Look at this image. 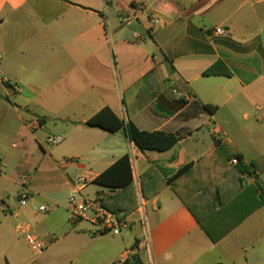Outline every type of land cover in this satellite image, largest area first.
<instances>
[{
	"label": "crops",
	"instance_id": "0c3cea01",
	"mask_svg": "<svg viewBox=\"0 0 264 264\" xmlns=\"http://www.w3.org/2000/svg\"><path fill=\"white\" fill-rule=\"evenodd\" d=\"M218 28L227 36L215 35ZM219 61L232 76L205 77ZM106 107L139 130L180 141L142 152L124 132L86 126ZM54 135L77 163L61 164L48 143ZM234 154L254 164L252 174L236 170ZM125 155L138 193L151 167L166 182L145 199L147 227L137 192L120 235L71 225L66 195L107 201L116 192L94 180ZM11 166L19 173L7 175ZM19 176L26 206L6 194ZM81 176L88 183L78 192ZM261 189L264 0H0V264H40L48 252L67 264H124L133 255L143 264H264ZM194 213L221 231L241 222L213 243ZM22 222L50 244L43 255L17 232ZM55 230L66 234L58 239Z\"/></svg>",
	"mask_w": 264,
	"mask_h": 264
},
{
	"label": "trees",
	"instance_id": "16d2710c",
	"mask_svg": "<svg viewBox=\"0 0 264 264\" xmlns=\"http://www.w3.org/2000/svg\"><path fill=\"white\" fill-rule=\"evenodd\" d=\"M205 77L224 76L231 77L232 73L223 61H219L210 67L204 73ZM42 122V119H40ZM86 126L90 128H98L109 133L124 132L128 139L142 152L154 151V152H166L172 149L178 144L180 138L175 134L156 131L147 132L139 130L132 122L118 118L109 108H104L95 116H93ZM232 156V154H231ZM239 160V164L236 165V170L240 174H252L251 166H246L242 158L239 155L234 154ZM189 166L183 167L176 175L175 178L181 176L188 170ZM94 183L100 187L115 191L116 194L109 197L107 201L104 200V205L109 210H112L118 214L124 213L129 215L136 206V188L133 178V167L131 157L125 155L115 162L111 167L100 174ZM166 184L162 176L156 170L151 167L146 173L140 177V189L141 195L144 199H149L156 195ZM264 193L263 189H261ZM264 205V195L261 196L256 208H260ZM200 227L205 231L207 236L213 243L219 242L224 238L232 229H234L241 221L235 223L223 231L217 223L206 224L201 218L195 215ZM124 264H143L138 255H133L130 262Z\"/></svg>",
	"mask_w": 264,
	"mask_h": 264
},
{
	"label": "built area",
	"instance_id": "2783aa9c",
	"mask_svg": "<svg viewBox=\"0 0 264 264\" xmlns=\"http://www.w3.org/2000/svg\"><path fill=\"white\" fill-rule=\"evenodd\" d=\"M158 23V20H156ZM214 34L221 37H226L227 32L223 28H218L214 31ZM182 98V96L179 94ZM123 118L126 120L125 113L123 112ZM64 142V138L59 135L50 136L48 143L51 146H58ZM77 159H67L61 162L62 165L67 166L77 163ZM233 165H238L239 160L234 157L231 159ZM27 179V178H26ZM88 183L86 177H78L75 181V186L78 187V192ZM139 187V207L138 213L140 215L141 224L144 228L147 227L146 223V201L141 195L140 185ZM29 200V195L26 192L21 193L19 196L20 206H26ZM70 211L69 223L75 225L78 222H87L93 227L94 236H102L104 234L120 235L123 229L130 228L131 221L129 215L124 213L118 214L112 210H109L104 205V200L101 198H88L82 195H73L68 202ZM39 212H47L46 206H40ZM17 232L28 244L32 254L36 257L43 255L49 248V243L38 233V231L29 223L22 222L17 228Z\"/></svg>",
	"mask_w": 264,
	"mask_h": 264
},
{
	"label": "rangeland",
	"instance_id": "374dc122",
	"mask_svg": "<svg viewBox=\"0 0 264 264\" xmlns=\"http://www.w3.org/2000/svg\"><path fill=\"white\" fill-rule=\"evenodd\" d=\"M111 29V28H110ZM10 122H12V124L14 123V119L12 118V120L10 121ZM52 148H55V151H56V154L58 155V156H61V159H63V160H67V158L68 157H65V156H67L68 155V153H69V149H68V144H67V141H66V139H65V142L62 144V145H59V146H55V147H52ZM14 172H17V173H19L18 171H16L15 169H14V167L13 166H11L10 167V170H9V172H7V175H11L12 173H14ZM25 183V180L24 179H22L20 176L19 177H16V185L17 186H15V184H14V186L13 187H11V188H9V190L8 191H6V194L8 195V196H10V197H19L20 195H21V193H22V191H20V193H17V191L18 190H22L23 188H20V185H23ZM1 188H3V190H6V186L5 185H3V186H1ZM136 188V192H137V194H138V196L137 197H139V193H138V189H137V187H135ZM67 197V199H69L70 197H68V195H66ZM93 194H91L90 195V198H93ZM30 197H34V198H36V199H39L38 197V195H34V196H30ZM84 197H86V196H84ZM89 198V197H88ZM44 204H46L49 208L51 207V205L50 204H48V203H44ZM65 205H67L68 206V204L67 203H65ZM59 213H63L64 215H68V212H66V209H64V208H60V212ZM42 215H46V216H49L50 217V213L49 214H46V213H42ZM70 227L71 228H73L71 225H70ZM54 234H55V236L58 238V239H60L61 238V236H63V235H65L66 234V232L65 231H60V232H57L56 230L54 231ZM13 236L15 237V239L17 238V236H16V234H13ZM18 239H20V238H18ZM21 240V239H20ZM58 247V246H57ZM60 247V246H59ZM49 253L50 252H48L47 254H45L44 256H42V257H40L39 258V262H40V264H67L69 261H68V259L67 258H65V259H63V257H60L59 255H53V259L51 260L50 258H48V256H49ZM30 256V255H29ZM47 262H49V263H47Z\"/></svg>",
	"mask_w": 264,
	"mask_h": 264
}]
</instances>
